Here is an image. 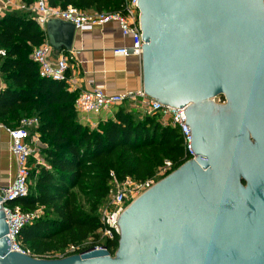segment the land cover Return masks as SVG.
Instances as JSON below:
<instances>
[{"label": "water", "instance_id": "95a60500", "mask_svg": "<svg viewBox=\"0 0 264 264\" xmlns=\"http://www.w3.org/2000/svg\"><path fill=\"white\" fill-rule=\"evenodd\" d=\"M138 1L144 92L186 109L195 158L126 208L114 255L14 252L0 205V264H264V0ZM75 30L46 26L59 49Z\"/></svg>", "mask_w": 264, "mask_h": 264}, {"label": "trees", "instance_id": "16d2710c", "mask_svg": "<svg viewBox=\"0 0 264 264\" xmlns=\"http://www.w3.org/2000/svg\"><path fill=\"white\" fill-rule=\"evenodd\" d=\"M36 1L22 0L28 6ZM50 5L124 15L126 0H50ZM46 37L31 13L0 17V48L7 51L0 67L6 82L0 94V123L14 128L24 118L39 120L30 136L39 135L44 166L32 172L28 195L12 205L26 212H46L17 238L40 259L96 235L103 227L98 212L114 179L142 183L153 178L166 160L176 168L188 161L181 131L164 126L159 114L138 120L120 107L115 119L95 130L80 124L75 107L80 94L68 89L70 73L66 81L42 78L32 60ZM79 195L87 200L88 212L80 207ZM108 247L113 251L118 243Z\"/></svg>", "mask_w": 264, "mask_h": 264}, {"label": "built area", "instance_id": "2783aa9c", "mask_svg": "<svg viewBox=\"0 0 264 264\" xmlns=\"http://www.w3.org/2000/svg\"><path fill=\"white\" fill-rule=\"evenodd\" d=\"M20 10L31 12L38 24L46 29L50 20H62L75 25L77 30L91 31L97 25L116 21L120 24L123 36L133 39L131 48H118L114 50L116 56H128L129 50H132V55L142 58L143 33L140 25V9L138 0H126L125 14L121 13H95L87 14L85 11L74 6L62 8L50 5V0H37L30 8L22 7ZM54 49L46 37L44 43L35 49L32 60L38 65L39 73L42 78H47L55 81H66L67 74L70 70V64L73 60L72 56L63 54L59 58L53 57ZM7 57V51L0 48V62ZM126 97L121 95H110L98 88L83 91L76 100L75 107L77 112L85 114L100 115L103 111L111 106L122 105ZM133 102L139 103V112L144 116L160 115L161 123L164 126L179 128L183 135L184 147L188 161L195 158L191 143L192 135L190 127L186 125V109H176L170 106H165L148 97L144 89L132 96ZM217 102V103H224ZM39 125L37 118H24L18 126L14 128H6L11 140V153L15 158L17 165L16 178L9 186H4L0 183V205L6 215V221L9 226V238L11 250L32 256L31 251L23 248L18 243L17 238L21 230L27 225L39 220L43 212L36 210L26 212L19 206H13L12 202L26 197L29 193L31 185V174L33 171L39 170L44 166V161L40 156V138L36 134L31 137L32 130ZM177 168L172 161L166 160L164 165L159 169L158 173L151 179L142 183H137L128 178L123 183H119L114 179L111 183L117 187V192L114 194L110 190L111 202L109 207L102 212L101 221L103 227L93 237L99 245L95 247L87 246L85 242L78 245H72L67 249L66 253L59 257V252H49L42 259H62L67 256L81 255L91 249L106 248L114 255L117 248L113 251L108 247L109 243L119 242L120 228L119 219L126 208L140 195L151 189L159 179H163ZM113 175V174H112ZM33 257V256H32ZM36 258V257H35ZM40 259V258H38Z\"/></svg>", "mask_w": 264, "mask_h": 264}, {"label": "crops", "instance_id": "0c3cea01", "mask_svg": "<svg viewBox=\"0 0 264 264\" xmlns=\"http://www.w3.org/2000/svg\"><path fill=\"white\" fill-rule=\"evenodd\" d=\"M31 6L26 5L22 0H0V17L17 12L31 13L19 9L22 7L30 8ZM86 13L93 15L99 12L89 10ZM32 17L34 18V16ZM41 28L43 29V27ZM43 30L46 31V29ZM53 33L57 41L60 42L70 35L69 30L63 26H58ZM73 37L71 50L52 46L55 59L63 54L73 57L68 72L70 73L69 91L80 94L83 91L98 88L110 95L126 97L122 105L111 106L100 115L78 112L79 123L95 130L99 124L115 119L120 107L129 113H133L138 120H142L144 115L139 112V103L132 101V96L143 90L142 58L132 54L128 56H116L114 54L115 49L131 48L133 39L123 36L121 26L116 21L97 25L91 31L76 29ZM1 64L2 61L0 67ZM5 88L6 82L0 72V94ZM6 128L0 123V183L9 186L16 178L17 165L11 153V140ZM38 145L41 150V142Z\"/></svg>", "mask_w": 264, "mask_h": 264}, {"label": "rangeland", "instance_id": "374dc122", "mask_svg": "<svg viewBox=\"0 0 264 264\" xmlns=\"http://www.w3.org/2000/svg\"><path fill=\"white\" fill-rule=\"evenodd\" d=\"M216 101H217V102H223V98H218ZM34 130H35V129H34ZM34 130H32V132H33ZM160 168H161V167H160ZM160 168H159V169H160ZM159 169L157 170L156 174L158 173ZM160 180H162V178L159 179L158 182H159ZM133 181H134V180H133ZM110 187H111V191H113V193L115 194V193L117 192V187L115 186V184H112V183H111V186H110ZM110 202H111V196H109V197L107 198L106 202L103 203V204L101 205V207H100V209H99V212H98V214H99L100 217H101L102 212H104V211L109 207ZM79 205H80V207L83 208L85 211H87V212L89 211V205H88L87 200H85L84 197H82V196H80V195H79ZM43 214L46 215V212H43ZM93 237H94V236H91V237H89V239H88L87 241H85V243H86L87 246H91V245H93L95 242H97L95 239H93ZM71 246H72V245H70V247H71ZM70 247L62 248V249L57 250V251H55V252H59L58 254L60 255L59 257L61 258V256H63V255L66 253L67 249H69ZM67 257H68V256H67Z\"/></svg>", "mask_w": 264, "mask_h": 264}]
</instances>
